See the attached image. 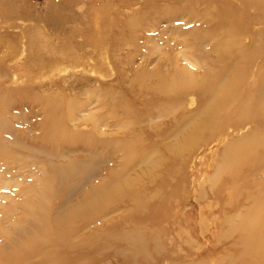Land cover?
I'll use <instances>...</instances> for the list:
<instances>
[{
	"label": "rangeland",
	"instance_id": "obj_1",
	"mask_svg": "<svg viewBox=\"0 0 264 264\" xmlns=\"http://www.w3.org/2000/svg\"><path fill=\"white\" fill-rule=\"evenodd\" d=\"M60 1L0 0V264H264V0Z\"/></svg>",
	"mask_w": 264,
	"mask_h": 264
},
{
	"label": "bare ground",
	"instance_id": "obj_2",
	"mask_svg": "<svg viewBox=\"0 0 264 264\" xmlns=\"http://www.w3.org/2000/svg\"><path fill=\"white\" fill-rule=\"evenodd\" d=\"M61 5H63V3H62V1H60V0H55V4H48V11H49V13H48V19L50 20V21H52V22H54L55 24L58 22V20H60L62 17V10H61ZM55 7V8H54ZM219 10L221 11V12H225L226 10H228V8L226 7V6H224V5H222L221 7H219ZM51 28H53L55 31L57 30L56 29V27L54 26V25H51L50 26ZM88 30H90L91 32H94L93 34L94 35H96V30H97V26L95 25V26H93L92 28L90 27V26H88L86 29H85V31H88ZM79 42H76V43H78V47L80 48V49H83L85 46H86V44H85V42H82V40H81V38L79 37V40H78ZM56 43H57V40H56ZM27 48V46L25 45V43H23L22 44V47H21V50H20V52H19V54H18V56H19V58H20V60L19 61H21V60H23L24 58H25V56H26V54H27V50L28 49H26ZM93 60V59H92ZM88 64V63H87ZM70 69H71V67L69 68V66H68V68H67V70L68 71H70ZM53 70H55V71H62L63 69H62V67H55ZM240 75H242V74H240ZM240 75H239V77H240ZM260 80V79H259ZM69 82H73V81H69ZM259 84V81H258V83H257V85ZM257 85L255 86L256 88H257ZM252 88V87H251ZM70 89H72V88H70ZM67 92H68V95L69 94H71L70 93V91L69 90H67ZM54 93H59V92H54ZM54 96H57L56 94H53ZM49 96V95H48ZM65 97V96H64ZM260 101L261 100H259V101H257L256 99L254 100V102H251L246 108L250 111L251 109H252V107H257V105L260 103ZM256 119H259L258 117H256ZM255 125H256V122H255Z\"/></svg>",
	"mask_w": 264,
	"mask_h": 264
}]
</instances>
